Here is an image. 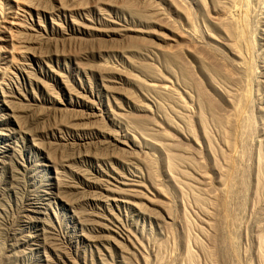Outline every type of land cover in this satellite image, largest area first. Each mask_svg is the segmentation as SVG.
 I'll return each mask as SVG.
<instances>
[{"label": "rangeland", "instance_id": "374dc122", "mask_svg": "<svg viewBox=\"0 0 264 264\" xmlns=\"http://www.w3.org/2000/svg\"><path fill=\"white\" fill-rule=\"evenodd\" d=\"M238 1L0 0V264H189L183 216L191 224L188 246L196 264H215L195 248L194 239L209 245L199 229L211 231L192 194L182 198L171 184L167 156L187 160L173 164L177 183L214 196L193 166L202 162L212 177V159L225 168L226 146L238 139L230 130L231 108L244 101L251 105L244 123L252 124L244 130L251 131V153L236 171L249 185L245 210H235L238 226L231 230L240 246L224 264H258L257 236L264 242V192L255 190L257 161L264 163V0ZM242 6L249 8L246 22L238 17ZM190 26L229 58L231 48H242L238 39L251 40L248 76L224 77L229 69L220 58L202 44L184 43L178 32L188 34ZM213 115L230 125L220 128Z\"/></svg>", "mask_w": 264, "mask_h": 264}, {"label": "bare ground", "instance_id": "6f19581e", "mask_svg": "<svg viewBox=\"0 0 264 264\" xmlns=\"http://www.w3.org/2000/svg\"><path fill=\"white\" fill-rule=\"evenodd\" d=\"M232 1V0H231ZM244 3V1L242 0L241 1V3ZM246 2V1H245ZM238 3L240 4V0L238 1ZM234 4V3H233ZM238 4V5H239ZM243 5V4H242ZM246 5V3L243 5V6H245ZM248 5V4H247ZM242 6V8H241V12H240V14H241V16L240 15H238V17H240L242 20H244L245 22H246V19H248V14L249 13H247L248 11V9H244V7ZM228 7V6H227ZM238 7V6H237ZM239 8V7H238ZM246 8V7H245ZM224 9V8H223ZM186 10V9H185ZM226 10H228V9H226ZM234 10V9H233ZM189 11H191V10H189ZM188 11V12H189ZM235 11V10H234ZM187 12V11H186ZM222 13V12H221ZM224 13V12H223ZM191 14V13H190ZM229 14H231V13H229ZM193 15V14H192ZM225 15V14H224ZM227 15V14H226ZM232 15V17H233V14H231ZM187 16V15H186ZM190 16V15H189ZM226 17V16H225ZM189 18H191V17H189ZM193 18V17H192ZM191 18V19H192ZM227 18H228V16H227ZM229 19V18H228ZM227 19V20H228ZM231 19V18H230ZM232 20V19H231ZM231 20H229L230 22H231ZM237 20V19H236ZM190 21V20H189ZM193 21V20H192ZM240 21V20H239ZM242 22V21H241ZM244 22V23H245ZM243 23V22H242ZM243 23V24H244ZM248 23V22H247ZM223 24H225L226 25V22L225 23H223ZM228 24H229V22H228ZM233 24V23H232ZM231 24V25H232ZM225 25H223V26H225ZM230 25V24H229ZM231 25H230V27H231ZM233 25H235V27H236V24H233ZM241 25V24H240ZM246 25V24H245ZM222 27V26H221ZM229 27V28H230ZM234 27V26H233ZM234 27V28H235ZM240 27H243V26H240ZM239 27V28H240ZM190 28H191V26H190ZM226 31H230L231 29H233V28H230V30H228V27H227V25H226ZM224 30V29H223ZM234 30H236V29H234ZM240 30V29H239ZM220 31V30H219ZM241 31V30H240ZM244 32H245V30H243ZM224 32V31H223ZM231 32V31H230ZM233 32V31H232ZM231 32V33H232ZM180 33V34H179ZM227 33V32H226ZM234 33H236V32H234ZM243 33V32H242ZM178 34H179V37L183 40V42L184 43H186L187 45L188 44H190L189 46H193V44H196L197 46L198 45H200V44H202L203 46H204V48H205V50H207V52L206 53H209V55L211 56L212 55V57L213 58H215V61H216V59H221V61H223L224 62V64L226 65V67L229 69V71H226V74L224 73L223 74V76L225 77V75H226V78L228 77H230L229 76V73L231 72H234V74L235 73H237V74H239L242 78L244 77H246V76H248V73H249V68L248 69H246V67H247V63H246V61L245 60H247V58H248V55H249V53H250V50L252 49L251 48V44L249 43V41H251V40H244L245 38L243 37V38H240V39H238V37H237V39L239 40V41H241L240 43H242V48H241V50L240 51H234V50H232V48H231V50H230V52H231V54L230 55H232L233 56V58H229V57H227V55L225 56V54H223L222 53V51L219 49V48H217L216 46H214V45H212V44H206L205 42L203 43L202 42V38H201V36L199 35V34H195L194 33V31H192V28H191V32H188V34H190V36L186 33V32H178ZM228 34H230V33H228ZM243 35H245V34H242V36ZM248 35V34H247ZM228 37H229V35H227ZM232 36V35H231ZM191 37V38H190ZM235 38V37H234ZM234 38H232V39H234ZM236 39V38H235ZM229 40H230V38H229ZM234 41V40H233ZM235 42V41H234ZM252 43H254V41L252 42ZM182 45V44H181ZM184 45V44H183ZM196 45H194V46H196ZM202 45L200 46V47H202ZM178 46H180V45H178ZM192 46H191V48H192ZM231 46H232V43H231ZM236 46H237V44H236ZM177 47V46H176ZM181 47V46H180ZM184 47V46H183ZM182 47V48H183ZM229 47V46H228ZM240 47H241V45H240ZM253 47V46H252ZM178 48V47H177ZM186 48H189V47H186ZM195 48V47H194ZM197 48V47H196ZM203 48V47H202ZM201 48V49H202ZM203 48V49H204ZM180 49V48H179ZM200 49V50H201ZM238 49V48H237ZM255 48L253 47V50H254ZM177 51H179V50H177ZM203 51V50H202ZM229 51V50H228ZM227 51V52H228ZM176 52V51H175ZM176 53H178V52H176ZM224 53H225V51H224ZM254 53V52H253ZM252 53V54H253ZM205 54V53H204ZM208 55V56H209ZM246 58V59H245ZM219 59V60H220ZM218 61V60H217ZM248 61V60H247ZM222 63V62H221ZM248 63H250V62H248ZM223 65V64H222ZM246 66V67H245ZM220 67V66H219ZM224 68V67H223ZM222 69V68H221ZM227 69V70H228ZM253 69V68H252ZM252 71V70H251ZM223 72V71H222ZM214 73V72H213ZM215 73H217L218 74V72H215ZM216 74V75H217ZM237 74H235V76L237 75ZM239 76V77H240ZM218 77V76H217ZM233 77V76H232ZM231 77V78H232ZM237 77V76H236ZM238 78V77H237ZM241 80V79H240ZM227 81V80H226ZM244 81H245V79H244ZM249 81V80H248ZM236 82H238V80L236 81ZM236 82H235V84H236ZM233 83V82H232ZM246 83V82H245ZM248 83V82H247ZM248 84H250V83H248ZM233 85V84H232ZM244 85H247V84H244ZM246 87V86H245ZM244 87V88H245ZM248 87V86H247ZM243 88H241L240 90H242ZM239 90V91H240ZM235 91V90H234ZM238 91V90H237ZM232 92V91H231ZM242 92V91H241ZM244 92V91H243ZM248 93V92H247ZM246 93V94H247ZM243 94V93H242ZM245 94V95H246ZM235 95V94H234ZM239 95V94H238ZM244 96V95H243ZM247 96V95H246ZM203 98V97H202ZM230 98V97H229ZM237 99V98H236ZM244 99H245V97H244ZM234 100V99H233ZM239 100L241 101V99L239 98ZM205 101V100H204ZM231 101V100H230ZM229 102V101H228ZM239 103V102H238ZM237 103V104H238ZM248 103H249V101H248ZM246 101H244V102H242V104H241V102H240V104H238V105H236V106H234V105H232V108H231V110H232V112H233V116H235V120H234V123L233 124H231L232 125V127H231V129H230V127H229V129L230 130H236V132H237V134H236V137H237V135H238V139H237V141H236V143L235 144H233V142H232V140H231V138H230V140H231V142H232V144H227V154L225 153L222 157H223V160H224V162H225V165L226 166H224L225 168L223 169L222 167H220V165H218L217 164V162L214 160V159H212L214 156L212 155V149L210 148V140H209V136L207 137H205V140H206V143L205 144H207V155H208V158L209 159H212V161H213V166H212V168H213V173H214V177H212L211 175H208L207 173H206V171H204V167H203V163L201 162V164H198V165H196L195 166V164H194V169L200 174H198L199 175V177H201V182H199V183H201V184H203V187L205 186V187H208V189H210L211 187L212 188H214L215 189V195L214 196H210L208 199L207 198H204V197H206V196H202V195H200V191H198L197 192V190H196V192H195V189H194V184H193V187H192V185L190 184L189 185V183L186 185V183L185 184H179V183H177L178 181H180V180H178L177 182L175 181V180H177V178L175 179L172 175H171V173H173L172 171H174L175 172V169L177 170V168H176V166H174V170H173V164H175L176 165V163H177V161H181V162H183V163H185L186 164V162L185 161H187V160H180V159H183V158H178V156H174V155H169L168 154V156H167V160H168V163H167V171H166V173L168 172V174H169V176H170V182H171V184L172 185H174V187H175V189H176V191H177V193H180V196H182V198H185V195L187 196V194L188 193H186V191L188 192H190L191 194H192V200H193V202H194V204L193 205H196L197 206V208H199L200 209V211L202 212V213H204L205 215H204V217L205 218H207V220H205V222L204 221H202L203 222V225L205 224V227H208V229L211 231V233H210V235H208V234H206V232H205V230L204 231H200V229H199V232H200V236H201V234H202V236H203V238H205L206 240L205 241H207V242H205V243H207V244H209V245H205L204 243H202L201 241H199L200 240V238H199V240H197V239H194L193 241L195 242V248L196 249H198L197 251H199V253H201V254H203L204 256H206V257H208L207 259L209 260L210 259V261L212 262V263H215V264H224V262H226V259H227V256H229V254H230V251L231 250H233L234 248H235V246H236V243H238V242H236V240H234L231 236L233 235L232 234V232H231V230H233V228L235 229L237 226H238V223H237V216H236V214H238V213H236V211L235 210H243L242 208L244 207V204H245V196L247 195H245V193L247 192V188H248V185H249V178H248V176L246 177V175H244V174H239L238 173V171H236L237 169H236V163L237 162H239V163H245L247 160H249V158H250V153L251 152H249V147L251 146L250 145V143H249V137H248V133L249 132H251V131H244V130H246V129H248L249 128V125H251L252 126V124L250 123L249 125H247L246 127H244V123L245 122H248L247 121V119L248 120H250L249 119V113H251V112H249L250 111V109L248 108V107H250L251 105L250 104H248ZM233 104V103H232ZM254 105V104H253ZM217 106V105H216ZM234 106V107H233ZM214 108V107H213ZM251 108V107H250ZM215 109V108H214ZM249 109V110H248ZM213 114H214V112H213ZM218 114V113H217ZM213 116H215V115H213ZM218 116H219V114H218ZM231 116H232V114H231ZM199 117H201V116H199ZM220 117V116H219ZM219 117L218 118H216V116L214 117V119L213 120H215L214 122H216V124L220 127V126H222V127H224V126H229L230 124H229V122H227V124L225 125L224 124V126H223V123H222V120L221 119H219ZM255 117V116H254ZM212 118V117H211ZM252 119V118H251ZM205 120V119H204ZM231 120V119H230ZM253 120V119H252ZM226 122V121H225ZM224 122V123H225ZM230 123H231V121H230ZM247 124V123H246ZM258 124V123H257ZM200 125V124H199ZM203 125V124H202ZM193 126V125H192ZM226 126V127H227ZM205 127V126H204ZM218 127V128H219ZM244 127V128H243ZM188 128V127H187ZM221 128V127H220ZM252 128V127H251ZM223 129V128H222ZM262 129V128H261ZM205 130V129H204ZM225 130V128L223 129V131ZM249 130V129H248ZM221 131V130H220ZM190 132H191V130H190ZM196 132V131H195ZM235 132V131H234ZM193 133V132H192ZM222 133V132H221ZM228 133V132H227ZM224 134V133H223ZM250 134V133H249ZM254 134V133H253ZM205 135V134H204ZM225 135V134H224ZM191 136V138H192V140L196 143V145H198L199 143H197V141L194 139V136L191 134L190 135ZM230 136V135H229ZM232 136V135H231ZM198 138V137H197ZM203 138V137H202ZM233 138V137H232ZM227 139V138H226ZM234 139H235V136H234ZM200 141V140H199ZM201 143V142H200ZM252 143V142H251ZM225 143H223V145H224ZM253 144V143H252ZM261 144V143H260ZM201 145V144H200ZM199 147V146H198ZM173 148V147H172ZM257 148V147H256ZM258 149V148H257ZM195 150V149H194ZM197 150H198V148H197ZM215 151V150H214ZM222 151V150H221ZM252 151V150H251ZM199 152V151H198ZM197 151H196V153H198ZM176 153V152H175ZM261 153V152H260ZM177 155V154H176ZM198 155V154H197ZM206 155V154H205ZM206 155V156H207ZM221 155H222V153H221ZM193 157V156H192ZM197 157H199V156H197ZM178 158V159H177ZM220 161V160H219ZM173 162H175V163H173ZM181 162L179 163V164H181ZM188 162H189V160H188ZM177 163V164H178ZM182 163V164H183ZM190 163H192V162H190ZM247 163V162H246ZM193 164V163H192ZM220 164V163H219ZM241 164V165H242ZM152 165H154V163L152 164ZM188 165V164H187ZM191 165V164H190ZM247 165V164H246ZM156 166V165H155ZM155 166H153V175H155L156 173V168H155ZM181 166V165H180ZM205 166V165H204ZM223 166V165H222ZM238 166V165H237ZM245 167V166H244ZM249 167V166H248ZM165 168V167H164ZM254 168V167H253ZM182 169V168H181ZM248 169V168H247ZM257 174H256V187H257V189H255V188H253V189H255V190H258L259 188H262L263 190L261 191V192H264V188L263 187H261V186H263L264 185V163L261 161V160H259V161H257ZM150 170V169H149ZM207 170V169H206ZM241 171V170H240ZM245 171V170H244ZM248 171V170H247ZM246 171V172H247ZM195 172V171H194ZM182 173H185V172H182ZM251 173V172H250ZM250 173H249V176H250ZM255 173V172H254ZM248 174V173H247ZM253 174V173H252ZM179 175V174H178ZM213 175V174H212ZM166 176V175H165ZM152 177V176H151ZM154 177V176H153ZM187 177V176H186ZM251 177V176H250ZM169 178V177H168ZM175 179V180H174ZM195 179V178H194ZM217 180L218 181V183L216 184V185H214V180ZM251 179V178H250ZM188 180V179H187ZM185 181V180H184ZM183 181V182H184ZM196 181V180H195ZM194 182V181H193ZM182 183V182H181ZM195 183V182H194ZM216 183V182H215ZM170 185V184H169ZM196 185V184H195ZM199 185V184H198ZM251 186H253V185H251ZM197 187V186H196ZM202 187V186H201ZM211 188V189H212ZM199 189V188H198ZM203 189V191H204V188H202ZM194 190V191H193ZM201 190V189H200ZM252 190V189H251ZM260 190V189H259ZM162 191V190H161ZM175 191V190H174ZM209 191V190H208ZM207 192V191H206ZM213 192V193H214ZM249 192V191H248ZM257 192V191H256ZM255 192V193H256ZM168 193V192H167ZM204 193V192H203ZM203 193H201V194H203ZM212 193V192H211ZM260 193V192H259ZM161 194V193H160ZM166 194V193H165ZM208 194V193H207ZM258 194V193H257ZM262 194V193H261ZM164 195V194H163ZM203 195H205V194H203ZM249 195V194H248ZM259 195V194H258ZM260 196V195H259ZM251 197V196H250ZM255 197H257V195H255ZM168 198H170V197H168ZM261 198V197H260ZM166 199H167V197H166ZM234 199V200H233ZM254 199V198H253ZM257 199V198H256ZM179 200V199H178ZM191 200V201H192ZM180 201V200H179ZM230 201H233V204H235L234 206L235 207H232V206H230ZM255 201V200H254ZM260 202V201H259ZM258 202V203H259ZM169 203H171V202H169ZM254 203H257V201L256 202H254ZM174 204V203H173ZM232 204V205H233ZM175 205V204H174ZM183 205V204H182ZM258 205V204H257ZM255 206V205H254ZM175 207V206H174ZM173 207V208H174ZM165 208V207H164ZM163 208V209H164ZM167 208V207H166ZM169 208V207H168ZM172 208V207H171ZM162 209V210H163ZM234 209V210H233ZM257 209V208H256ZM245 210V209H244ZM243 210V211H244ZM254 210V209H253ZM258 211V210H257ZM256 211V212H257ZM164 212H165V215H166V219H168L169 221H170V223H175V218L173 217L174 215H173V213H171L172 211H170V209H168V210H166V209H164ZM234 212L236 213V214H234ZM180 213H182V212H180ZM201 213V214H202ZM189 216V215H188ZM187 216V217H188ZM237 219H236V218ZM240 217V216H239ZM214 219V224H212V221H211V223L209 222L208 223V220L209 219ZM260 220V219H259ZM159 221V220H158ZM201 221V220H200ZM207 221V222H206ZM241 221V220H240ZM157 222V221H156ZM160 222V221H159ZM178 223V222H177ZM168 224V223H167ZM181 224L183 225V230L182 231H184V237L182 238V242H183V244H184V246H185V248H186V253H187V258L188 259H186L188 262H189V264H196V262H197V260H195L196 259V257L194 258V255L192 254V249H190L189 248V242L190 241H192L191 239L192 238H190V231H192V230H190L188 227H190L191 228V224L188 222V220H187V218L185 217V216H183L182 217V221H181ZM190 224V225H189ZM262 224V223H261ZM254 225V224H253ZM178 226V225H177ZM255 226V225H254ZM260 226V225H259ZM261 227V226H260ZM260 227H258V228H260ZM264 227V226H263ZM168 228V227H167ZM196 228H197V226H196ZM204 228V227H203ZM232 228V229H231ZM206 229V228H205ZM239 229H241V228H239ZM239 229H238V231H239ZM255 229H257V227L255 228ZM169 229H167V231H168ZM190 230V231H189ZM197 230V229H196ZM237 229H235V230H233V231H236ZM259 230V229H258ZM261 230V229H260ZM170 231L171 230H169V233H170ZM209 231V232H210ZM188 232H189V234H188ZM208 232V233H209ZM262 232V231H261ZM236 233V232H235ZM238 234H240L239 232H237ZM236 233V234H237ZM171 234V233H170ZM232 234V235H231ZM260 234V233H259ZM235 235V234H234ZM173 237V236H172ZM237 236H235V238H236ZM195 238V237H194ZM176 239V238H175ZM179 239V238H178ZM257 243H258V248L256 249V250H258L257 251V256H255V257H257V263L258 264H264V242H263V240H262V238H260L259 236H257ZM181 243V242H180ZM165 244V243H164ZM163 244V245H164ZM178 244H179V241H178ZM194 245V244H193ZM238 245H239V243H238ZM165 246H166V244H165ZM183 246V247H184ZM192 246V245H191ZM240 246V245H239ZM180 247V246H179ZM194 247V246H193ZM236 247H238V246H236ZM162 248V247H161ZM192 250V251H191ZM164 251V250H163ZM246 252V251H245ZM232 253V252H231ZM175 254V253H174ZM195 254V253H194ZM234 255L236 254V253H233ZM246 254V253H245ZM203 256V257H204ZM186 257V256H185ZM205 257V258H206ZM198 258V257H197ZM218 258V259H217ZM229 258V257H228ZM232 258V257H231ZM234 258V257H233ZM228 260V259H227ZM230 260V259H229ZM233 260V259H232ZM186 261V262H187ZM231 261V260H230ZM162 262V261H161ZM210 262V263H211ZM233 262V261H232ZM230 263V262H229ZM162 264V263H161ZM228 264V263H227ZM231 264V263H230Z\"/></svg>", "mask_w": 264, "mask_h": 264}]
</instances>
